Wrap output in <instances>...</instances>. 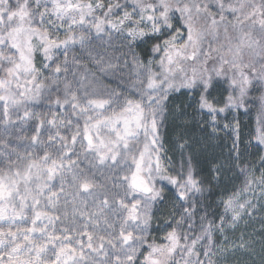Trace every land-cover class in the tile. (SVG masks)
<instances>
[{"label":"snow or ice","instance_id":"snow-or-ice-1","mask_svg":"<svg viewBox=\"0 0 264 264\" xmlns=\"http://www.w3.org/2000/svg\"><path fill=\"white\" fill-rule=\"evenodd\" d=\"M121 69L128 86L103 88ZM175 94L189 99L170 111ZM250 104L254 143L241 151L239 123L224 125L242 183L209 219L202 201L225 165L208 142L224 114ZM189 108L206 116L201 139L187 138ZM170 119L183 133L178 169L165 161ZM0 125V264H229L254 253L250 234L230 241L227 230L264 211V0H0ZM12 126L27 143H11Z\"/></svg>","mask_w":264,"mask_h":264},{"label":"trees","instance_id":"trees-1","mask_svg":"<svg viewBox=\"0 0 264 264\" xmlns=\"http://www.w3.org/2000/svg\"><path fill=\"white\" fill-rule=\"evenodd\" d=\"M188 97L181 96L179 94H175L171 97V101L169 103V110L176 111L177 106L183 107L188 102ZM188 116L194 120L193 123L187 125V138L192 139L193 137L196 139H201L203 136V129L201 127V121L206 119L205 117H200L196 115L191 108L187 109ZM259 105L250 104L248 109H240L239 111H232L225 114V119L223 121L229 122L235 125L237 122L239 123L240 135H241V151H244L248 146V141L252 140L255 134V130L257 128V122L259 117ZM222 123V121L219 122ZM164 146L167 149V154L171 155V152L178 154V146L176 144L177 138L179 135L183 134L180 128L175 127L171 123V119L166 125L164 132ZM224 132L218 133V138L215 140H211L208 143L210 144V156L217 157V163L224 164V168L222 169L221 177L219 183L213 180L212 185L209 188L208 196H210L209 204L213 207L217 200L226 197L232 190L239 186V177L238 172L234 165L229 167L228 157H229V149L232 147L231 132H227L226 136L222 134ZM249 154L246 158L256 159L255 149H249ZM201 166L205 169V172H208L211 169V163H204L203 158H201ZM235 171V173H234ZM234 173V175H233ZM238 179V180H237ZM217 210H221L217 209Z\"/></svg>","mask_w":264,"mask_h":264},{"label":"rangeland","instance_id":"rangeland-1","mask_svg":"<svg viewBox=\"0 0 264 264\" xmlns=\"http://www.w3.org/2000/svg\"><path fill=\"white\" fill-rule=\"evenodd\" d=\"M63 31V30H62ZM105 39H107V37H105ZM101 44L100 40H96L95 43L91 46V47H96L97 45ZM105 47H107V45H105ZM205 47H207V44H205ZM76 55L79 56L81 54V49L79 48V46H76V51L75 53H70V58L72 55ZM87 56V53H85V57ZM61 59H63V57H61ZM37 64H39V59H37ZM121 71L123 72V75L121 76L120 73H117L116 76H109V77H105L104 82H103V88H108V89H115L116 91H119L121 88H125L128 85H126V81H128L129 79V71L128 69H121ZM110 81V83H108ZM42 107L46 108L47 104L45 103L44 105H42ZM22 114V113H21ZM225 114H224V118H222L220 121H222V123H220L219 127L221 129H223L222 134H224V136H226L227 132H229V129H225L224 125L226 123V121H223L225 119ZM75 119V118H74ZM83 125V122L81 121V126ZM258 125V123H257ZM24 130L27 134H31L32 129L29 126H24ZM10 132H12V136L9 137L11 143L13 145H18V144H23V143H27V141H20L15 139L16 136L18 135H23L24 132H19L15 129V126H12L9 129ZM164 132V129L162 130ZM210 131V129H209ZM256 131V130H255ZM3 134V126L0 125V136H2ZM142 139V137H141ZM231 142V141H230ZM163 143H164V136H163ZM78 147V145H77ZM165 147V146H164ZM166 149V148H165ZM21 152L23 151V149H19ZM167 150V149H166ZM179 152V150H178ZM168 152H166L165 155V161L167 162L168 158H172V163L175 165V167L178 169L179 165H180V153L175 154L174 152H171V155L173 153L172 156H169L167 154ZM84 165H87V161L83 162ZM237 172L239 171L238 169H236ZM235 173V171H234ZM233 173V175H234ZM240 178V177H239ZM238 180V179H237ZM239 186L242 183V178L239 179ZM58 182H57V187H58ZM208 192H205V196L207 197V199L202 201V204L204 205H209V207L206 209L208 214H209V219H213L215 214L218 213H222L223 212V208L221 206H219V202L225 198H221L219 200H217V203L212 207L211 204H209V199L210 196H208ZM231 193H229L230 195ZM249 197L252 195L251 193L247 194ZM256 201H254L255 203ZM221 210H217L220 209ZM259 208L260 209H264V201H260L259 202ZM171 211V209H162L161 212L163 213V215H161V212H157V216L156 219L153 222V229L157 228V224H164L166 222V220L168 219V212ZM204 214V209L201 208L200 209V215ZM264 215V211H257L256 217L254 219H249L247 223L242 222L239 227L233 231L232 229H228V240L232 241V240H237L242 231L245 232V234H250L253 238V240L255 241V251L254 253H237V255L235 257L230 256L229 257V264H262V262H264V255L261 254V238L264 237V231L261 230V216ZM195 220V224H194V228L193 231L196 232L197 234L199 233V216H196L194 218ZM184 228H187V225L183 226ZM154 235H156V238L159 239L160 236L163 235V233H154ZM214 239H216L218 244H222L224 242V237L221 236L219 233H216L214 236ZM197 247H199V245H197Z\"/></svg>","mask_w":264,"mask_h":264}]
</instances>
